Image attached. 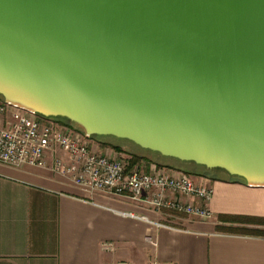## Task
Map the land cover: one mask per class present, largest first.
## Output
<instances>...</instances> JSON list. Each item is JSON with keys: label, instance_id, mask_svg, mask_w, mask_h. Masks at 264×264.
Returning <instances> with one entry per match:
<instances>
[{"label": "water", "instance_id": "obj_1", "mask_svg": "<svg viewBox=\"0 0 264 264\" xmlns=\"http://www.w3.org/2000/svg\"><path fill=\"white\" fill-rule=\"evenodd\" d=\"M0 95L264 187V0H0Z\"/></svg>", "mask_w": 264, "mask_h": 264}, {"label": "crops", "instance_id": "obj_2", "mask_svg": "<svg viewBox=\"0 0 264 264\" xmlns=\"http://www.w3.org/2000/svg\"><path fill=\"white\" fill-rule=\"evenodd\" d=\"M58 158L69 161L56 147L46 167L0 163V264H264V187L213 180L202 220L87 193L53 172Z\"/></svg>", "mask_w": 264, "mask_h": 264}, {"label": "built area", "instance_id": "obj_3", "mask_svg": "<svg viewBox=\"0 0 264 264\" xmlns=\"http://www.w3.org/2000/svg\"><path fill=\"white\" fill-rule=\"evenodd\" d=\"M93 138L54 118L11 107L0 98V163L46 167V153L65 150L69 161L55 160L52 170L85 192L141 201L155 210L212 220L213 180L154 162L131 166L128 159L104 155ZM199 201V202H197ZM134 216V215H131ZM148 241L154 243L151 237Z\"/></svg>", "mask_w": 264, "mask_h": 264}, {"label": "trees", "instance_id": "obj_4", "mask_svg": "<svg viewBox=\"0 0 264 264\" xmlns=\"http://www.w3.org/2000/svg\"><path fill=\"white\" fill-rule=\"evenodd\" d=\"M0 98L2 100H4L1 95H0ZM56 119H58L60 122H62L64 124H67L69 126H73L75 129H77V130L81 131L82 133L86 134L85 130L81 126H79V125L71 122L69 119L61 118V117L56 118ZM111 137H113V136H97V135H95V136H92L91 138H93V139H99V138L111 139ZM114 138H116V137H114ZM104 145H109V146L111 145L113 149H115V150H117L119 152L122 151L121 148L118 145H112V144L107 143L106 141L104 142ZM144 159H146V157H142V156H138V155L131 154L130 164H131V166H134L135 164L141 162ZM171 159H173V161H176V163H179L180 162V163L186 164L187 166H189V165L190 166H193L197 170L198 169L199 170H204V171H201V174H199V175L200 176L208 177V178H210L212 180H221V179H225L226 177H228L230 179H238V180H241V181H244L245 182V180H243V179H240L238 177L231 176L227 171H225L223 169H219V168H217V169H210V168H208L206 166L198 165L195 162H186V161H181V160H178V159H175V158H171ZM159 166H162V165H159ZM164 166L165 167H170V165H164ZM171 166H173V165H171ZM170 168H174V167H170ZM175 169H178V168L175 167Z\"/></svg>", "mask_w": 264, "mask_h": 264}, {"label": "rangeland", "instance_id": "obj_5", "mask_svg": "<svg viewBox=\"0 0 264 264\" xmlns=\"http://www.w3.org/2000/svg\"><path fill=\"white\" fill-rule=\"evenodd\" d=\"M70 127H72V128H74L73 126H70ZM104 142L105 141H103V140H99V139H93V143H92V145H94V148H96L97 146V144H101V146H103L104 145ZM107 143H109V144H112V145H117V144H113V143H111V142H107ZM106 147H110V148H112V146L110 145H105ZM120 148H121V150L122 151H117V150H115V152H119V153H117L115 156L113 155H111V157H121V158H124V159H128V161H130V159H131V154H133V155H137L136 153H134V152H131V151H129L128 149H126V148H124L122 145H118ZM105 155V154H104ZM108 156V155H107ZM138 156H142V157H145V156H143V155H138ZM145 162H154V163H156V164H159V165H162L163 167H165L164 165H170V164H162V163H159V162H157V161H155V160H152V159H149V158H147L146 157V159H144V160H142L141 162H139V163H145ZM170 167H174V168H172V169H175V167L176 166H171L170 165ZM170 167H168V168H170ZM176 168H178L179 170H181V171H183V172H186V173H188L189 175H191V176H193L197 181H200L202 178H208V177H205V176H200L199 174H201V173H196V172H191V171H187V170H185V169H183V168H179V167H176ZM194 174V175H193ZM208 179H210V178H208ZM212 180V179H211ZM246 227H243V230L242 231H246L247 229H245Z\"/></svg>", "mask_w": 264, "mask_h": 264}]
</instances>
